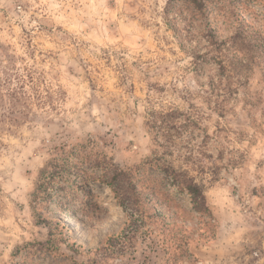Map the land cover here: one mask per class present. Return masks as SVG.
<instances>
[{"label":"rangeland","instance_id":"rangeland-1","mask_svg":"<svg viewBox=\"0 0 264 264\" xmlns=\"http://www.w3.org/2000/svg\"><path fill=\"white\" fill-rule=\"evenodd\" d=\"M166 1L0 0V264H264V12Z\"/></svg>","mask_w":264,"mask_h":264},{"label":"trees","instance_id":"trees-1","mask_svg":"<svg viewBox=\"0 0 264 264\" xmlns=\"http://www.w3.org/2000/svg\"><path fill=\"white\" fill-rule=\"evenodd\" d=\"M243 3H245L247 8L261 6L264 12V0H167L163 14L165 23L171 27L175 25L177 18L182 16L183 13H186V17L183 19L188 23L187 26H192L193 21H198L202 24L203 33H201V36L207 42V52L203 55V58L208 61H214L218 65L219 73L223 74L226 70V58L232 52L236 54L238 52L241 56L246 54L247 50H235L233 48L238 36L242 35L241 37L244 38L245 35L242 34L243 29H241L234 32L228 39H219L216 35V28L210 24L208 18L213 9L229 17L230 13L234 10H239ZM242 21L244 20L242 19ZM60 153H57V156L53 157V159H60ZM50 163H52V160L48 161L39 172L37 181V188L39 189H46L50 180L63 173L64 165L62 163L55 161L53 166H50ZM94 165L98 164L94 163ZM107 170L104 169L103 175L100 176L101 179L99 180L114 188V182L117 180L121 170L115 168L109 180L106 179ZM190 193L192 194L193 192L190 191Z\"/></svg>","mask_w":264,"mask_h":264},{"label":"bare ground","instance_id":"bare-ground-1","mask_svg":"<svg viewBox=\"0 0 264 264\" xmlns=\"http://www.w3.org/2000/svg\"><path fill=\"white\" fill-rule=\"evenodd\" d=\"M103 193L108 195L109 192H108L107 189H105V190L103 191ZM108 207H109L110 209H114V208H115L114 204H113L111 201L108 202Z\"/></svg>","mask_w":264,"mask_h":264}]
</instances>
